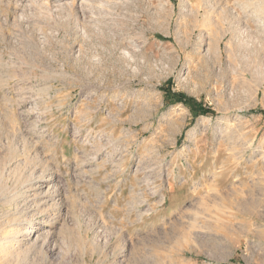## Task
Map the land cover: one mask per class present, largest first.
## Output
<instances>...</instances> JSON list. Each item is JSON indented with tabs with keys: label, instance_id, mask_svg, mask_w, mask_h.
<instances>
[{
	"label": "rangeland",
	"instance_id": "rangeland-1",
	"mask_svg": "<svg viewBox=\"0 0 264 264\" xmlns=\"http://www.w3.org/2000/svg\"><path fill=\"white\" fill-rule=\"evenodd\" d=\"M263 12L0 0V264H264Z\"/></svg>",
	"mask_w": 264,
	"mask_h": 264
},
{
	"label": "bare ground",
	"instance_id": "bare-ground-1",
	"mask_svg": "<svg viewBox=\"0 0 264 264\" xmlns=\"http://www.w3.org/2000/svg\"><path fill=\"white\" fill-rule=\"evenodd\" d=\"M84 4V3H83ZM257 5V4H256ZM249 6V5H248ZM248 6H247V8H248ZM249 9H252V11H247V12H252V13H254V12H257L258 11V7H256V6H249ZM264 13V12H263ZM240 19V18H239ZM262 25L261 26H264V19L262 20ZM239 24V26L242 28V29H244V27H246L245 25H243L241 22H239L238 23ZM44 174V173H43ZM41 175V174H40ZM45 175V174H44ZM43 177V176H42ZM39 180V179H38ZM48 180V179H47ZM51 187V186H50ZM41 193V192H40ZM48 193V192H47ZM44 194V193H43ZM33 195H34V193H33ZM44 196V195H43ZM48 196V195H47ZM55 196V195H54ZM37 198V197H36ZM48 199H49V196H48ZM42 201V200H41ZM50 201V200H49ZM47 202V201H46ZM41 203V202H40ZM46 204V203H45ZM18 223V222H17ZM20 224V223H19ZM23 224V223H22ZM21 231V230H20ZM22 233V232H21ZM18 236V235H17ZM16 236V237H17ZM2 237V236H1ZM10 240V239H9ZM9 243V242H8ZM1 244V243H0Z\"/></svg>",
	"mask_w": 264,
	"mask_h": 264
},
{
	"label": "trees",
	"instance_id": "trees-1",
	"mask_svg": "<svg viewBox=\"0 0 264 264\" xmlns=\"http://www.w3.org/2000/svg\"><path fill=\"white\" fill-rule=\"evenodd\" d=\"M177 101H178V103H182L184 101V99L182 98V96H179L178 99H177ZM201 113H202V115L208 114V112L207 111H204V110Z\"/></svg>",
	"mask_w": 264,
	"mask_h": 264
},
{
	"label": "built area",
	"instance_id": "built-area-1",
	"mask_svg": "<svg viewBox=\"0 0 264 264\" xmlns=\"http://www.w3.org/2000/svg\"><path fill=\"white\" fill-rule=\"evenodd\" d=\"M230 13L233 15V16H235L236 18H239V14L236 12V10L235 9H232V10H230Z\"/></svg>",
	"mask_w": 264,
	"mask_h": 264
}]
</instances>
